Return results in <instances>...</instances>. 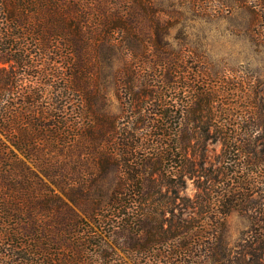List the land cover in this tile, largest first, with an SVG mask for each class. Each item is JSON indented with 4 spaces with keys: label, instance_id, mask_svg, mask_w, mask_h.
<instances>
[{
    "label": "trees",
    "instance_id": "obj_1",
    "mask_svg": "<svg viewBox=\"0 0 264 264\" xmlns=\"http://www.w3.org/2000/svg\"><path fill=\"white\" fill-rule=\"evenodd\" d=\"M171 18L0 0V264H264V78L212 73Z\"/></svg>",
    "mask_w": 264,
    "mask_h": 264
},
{
    "label": "rangeland",
    "instance_id": "obj_2",
    "mask_svg": "<svg viewBox=\"0 0 264 264\" xmlns=\"http://www.w3.org/2000/svg\"><path fill=\"white\" fill-rule=\"evenodd\" d=\"M154 3L172 17L170 38L175 48L190 50L191 56L197 54L205 59L212 73L224 70L232 72L231 75L239 74L246 81L256 76L264 78V39L257 34L262 26L254 23L253 13L241 1L230 0L227 5L219 0H154ZM111 87L110 109L117 113L119 103L113 84ZM191 187L189 184L188 191ZM227 223L230 239L234 241L248 227L249 217L233 211Z\"/></svg>",
    "mask_w": 264,
    "mask_h": 264
}]
</instances>
